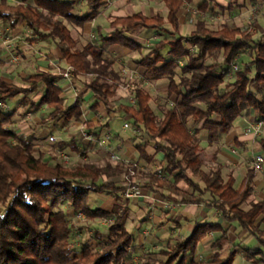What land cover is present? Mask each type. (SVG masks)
I'll use <instances>...</instances> for the list:
<instances>
[{"label":"trees","instance_id":"1","mask_svg":"<svg viewBox=\"0 0 264 264\" xmlns=\"http://www.w3.org/2000/svg\"><path fill=\"white\" fill-rule=\"evenodd\" d=\"M85 1L89 10L79 16L74 13L75 0H17L16 4L0 0V22L11 29L24 22L36 37L32 43L46 41L56 46L61 62L71 68L75 83L83 85V92L69 105L51 71H39L23 78L25 85L9 84L0 77V104L42 91L41 99L32 103L31 108L37 111L45 106L50 110L43 124L79 121L83 116L82 101L89 94L95 100L92 109L97 110L100 103L109 107L122 78L113 62L106 58L105 49L120 45L141 53L143 46L130 36L141 28L147 32L160 31L168 23L173 38L156 43L136 66L145 70L146 78L168 80L166 94L173 106H161L159 117L151 108L150 94L134 85V105H120L117 110L122 117L130 118L133 128L139 129V135L146 139L136 147L140 158H148L145 149L152 145L165 162L160 174L163 176L148 175L144 188L152 192L162 190L164 198L175 203L212 205L221 213L224 225L196 224L189 238L176 240L156 253L165 260L149 253L140 264H233L237 254L255 264H264V230L260 227L264 223V201L253 203L245 210V203L255 190L254 170H248L244 189L236 191L233 175L225 180L219 165L204 169L217 162L218 153L215 151L207 158L199 137L200 132L206 131L209 145L214 144L232 130L247 109L264 119V100L259 98L264 89V34L255 39L253 32L228 23L212 30L200 20L189 36H183L178 13L184 5L196 0H164L166 18L149 17L141 12L113 18L109 23L112 31L102 37L100 45L87 43L79 48L67 24L83 29L98 18L105 0ZM238 1L229 0L227 9L236 8ZM216 3L217 0H204L198 10L205 13ZM166 48L169 59L161 55ZM246 51L250 60L233 71L232 63H237ZM220 54L223 63L217 61ZM209 58L214 59L213 63H207ZM177 70L181 72L178 81ZM14 116L0 107V264H121L129 257L134 242L125 226L130 214L128 200L108 211L93 208L91 194L109 193L121 203V195L125 197L127 188L117 186L114 180L101 181L122 174L130 177L132 172L135 174L136 166L87 162L68 167L60 163V155L67 150L78 153L75 138L52 145L50 159L45 161L44 155L34 150V137L25 139L17 135L13 129ZM196 126L200 127L196 129ZM92 127L88 122L86 130L95 136L89 129ZM52 160L56 162L54 165ZM180 182H185L192 193L182 192L178 188ZM63 203L88 221L112 219L107 239L103 240L102 234L95 231L97 244L85 243L76 251L70 243L75 226L60 210ZM233 224L254 237L259 248L239 247L227 258L218 252L208 261H195L198 245L210 232L221 234L214 244L219 250L230 243L228 231Z\"/></svg>","mask_w":264,"mask_h":264},{"label":"rangeland","instance_id":"2","mask_svg":"<svg viewBox=\"0 0 264 264\" xmlns=\"http://www.w3.org/2000/svg\"><path fill=\"white\" fill-rule=\"evenodd\" d=\"M8 1L11 4L17 3V0ZM75 1L76 5L74 13L79 16L86 14L89 10L86 1ZM202 1L203 0H196L193 5H186L183 9L181 15V33L183 36H189L192 30H194L196 23L200 20H203L206 22L208 28L212 30L218 29L223 23L235 25L244 31L250 25H253V30H251L250 32H253L254 38L258 39L260 30L258 31L257 29L259 24L262 23L261 17L264 16V0H251L249 4L239 7L238 9L236 7L233 10H228L227 8H223V6L216 5L214 7L212 6L205 13L198 10V7L202 3ZM252 8L258 9L257 14H255L254 16H252L251 13ZM139 11L144 12L148 16L157 14L163 16L164 18L167 17V10L165 8L163 0H105L100 9V14L94 22L85 25L83 29H78L69 24H67V26L72 32V36L78 40L79 48L84 47L87 43H95L100 45L102 42V37L110 33L109 23L114 17L121 15H130L134 12L136 13ZM262 27H264V24L262 25ZM171 32V26L166 23L164 25V28L160 31H142L135 33L134 35L137 38L138 42L143 46V50L141 51V53L130 50V52H125L127 54H124V52H121L124 50H111L110 47L105 49L106 58L110 59L113 62L114 68L122 78L118 86L117 95L114 99H112L113 108L116 109L120 105L135 103L132 93L134 85H138L150 94L151 108L159 117L161 116V112L159 109L161 106L168 105L172 107V103L170 102L166 94V87L168 86V80L166 78H162L159 80L153 78L150 79L140 76V74H137L135 71L137 70L136 62L140 59V57L147 55L156 43L164 39L173 38V36L169 34ZM261 33H264V30L261 31ZM4 35L9 36L10 43L13 47V55L18 57L20 60L19 63H14L9 54L3 55L4 53L2 54V51H0V77H5L6 79L12 81V83L18 85H25L23 78L33 75L39 71H44L46 68V62L49 58L48 55H50V50L54 48L57 49L56 46L46 41H38L32 43L31 41L36 37L29 33V31L25 27H21L17 32H12V30H9V25H2L0 23V42ZM167 52L168 48L163 50L161 52V55L166 59H169L170 56H168ZM249 60V52L246 51L239 57V61L237 62V64L241 67L242 64ZM213 61V58H209L207 63L211 64L213 63ZM217 61L219 63H223L224 58L222 54L218 55ZM180 75L181 72L177 70V81ZM76 85L80 89V92L83 91V85L81 82H78ZM221 89L225 90V84L221 86ZM13 100L16 102L13 106L14 110H11V104H7L6 111H14V113H16V115L14 116V120L18 121L19 123H26L28 121L27 119H32V117H37L40 121H42L50 113V110L45 106L41 107V109L37 111H34L33 108H31L32 103L39 102V96L37 97L35 95L28 98L18 96ZM34 100L36 102H34ZM84 100V111L86 113L85 120H89V117H91V114L93 113L95 114L96 118H99L101 121L96 126L92 125L93 127L89 128L98 140L99 138L100 141L105 140V135L110 134L113 142L118 143V141L120 142L121 140V134H123L122 140L127 139L128 141L132 142L134 147L135 145H143L145 143L146 139L143 134H136L134 132V129L127 130L126 132H123L121 130L119 121L122 120V117L117 112L113 114L114 119L118 120L116 124L114 123V125L113 123H110L108 121V118L110 117L109 113H100L98 109H92L95 100L90 94L87 95ZM28 114H30L31 117L28 118ZM189 125L191 129L194 130V125L192 124V122H190ZM73 133L77 134L75 125H69L68 127H66V129H60L59 132L55 134L57 142L69 141L70 139H72ZM73 138L76 139L78 153H70L71 151L69 150L65 151V153L70 157V161L68 164H66V166H82L87 162L95 163L101 166H105L107 163H110L112 165L118 164L112 161L111 152L109 151V148H107L108 143L110 144V142H108L106 146L105 144L103 146L97 144V146L94 147L96 144H92V147L91 145H88L81 141L80 137H77V135ZM54 144L46 143L44 144L43 148L38 147L37 150H45L47 153H49L51 151L52 145ZM119 146L120 144L117 146V151L120 150ZM148 146L152 147V145ZM137 152L138 151H133V153H131L128 157L123 158L124 161H129L131 164L136 166L137 170L135 174L131 175L130 177L127 176V174H122L121 176L115 178L104 177L101 182L109 183L112 180H117L120 182V187L127 188L129 185H138L140 188V192L146 190L143 185L147 182V176L152 174H163L165 163L161 160H156L152 162V164L146 159L138 157L139 154H136ZM44 159L46 161L50 158ZM55 163L51 162V164L53 165ZM208 166L209 165H206L205 169H209ZM249 168L251 169V166H249ZM121 198L122 205L126 204V200H128L130 214L125 226L126 229L133 235L134 243H136L137 238H139V236L141 235L144 224H146L147 213L144 209L145 205H143V203L137 202L138 198L135 197L128 199L121 195ZM91 200V205L93 208H101L107 210H111L112 205L116 203L114 197L109 193L98 195L91 194ZM253 202H255L254 197L251 196L245 203V207L252 204ZM59 208L67 214L69 221L75 226V230L71 236L70 243L76 251H79L85 243H89L92 245L97 244L96 240H94L95 231H99L102 234L103 240L107 239L108 227L109 225H111L108 223L109 219H97L95 221H88L83 215L80 216V213L76 214L67 203L61 204ZM176 208L178 209L180 207L177 206ZM171 227L172 226L167 227L164 237H166V239L167 237H170L169 241L170 243H173L175 240L171 238L173 236L170 233L172 231ZM158 229H161V227ZM156 230L157 229L155 228L154 232ZM169 241L168 243L166 242V244L159 245L160 248H150L147 251L141 248H134L131 250L133 251V253L129 254V257L122 263L140 264L141 261L146 258V256H150L149 253H152V257L156 259L165 260L164 257L157 256L156 253L170 244ZM225 250L226 247L224 246V251ZM195 257L196 256H194V259Z\"/></svg>","mask_w":264,"mask_h":264},{"label":"crops","instance_id":"3","mask_svg":"<svg viewBox=\"0 0 264 264\" xmlns=\"http://www.w3.org/2000/svg\"><path fill=\"white\" fill-rule=\"evenodd\" d=\"M250 1L251 0H239L237 4L238 5L237 9L239 7L249 4ZM193 4H189V5H193ZM216 5L223 6V8H228L229 0H225V1L217 0V3L213 5V7ZM185 6L186 5H184L183 8L178 13V19L180 23V32L182 31L181 15H182V11L185 8ZM139 12L146 15L142 11H139ZM134 13L130 15H121V16H116V17L132 16ZM152 16H155V15H150L149 17H152ZM261 19H262V23L259 24L258 29H257L258 31L260 30L259 36L264 34V33H261V31L264 30V27H262V25L264 24V16H262ZM19 27L20 28L25 27L27 30H29L26 27L24 22H20L15 29H11L9 27V30H12V32H17L18 29H20ZM111 31L112 30L110 29V32ZM142 31H145V30L141 28L135 33L142 32ZM134 34L131 35L130 38L138 42ZM1 42H0V45H1ZM110 49L111 50L118 49L120 51L124 50V51H121V52H124V54H127L128 52H130V49L120 46V45H113L110 47ZM0 51H2L1 52L2 54L4 53L3 55H8L5 52V50L2 49V46H0ZM48 57H47L48 60L46 62V68L44 71H51L54 73V76L56 77L55 84L57 85V87H59L62 90V95H63V98L65 99L66 104L71 105L76 99V96H75L76 94L74 93L72 89L71 83L65 80L60 75V72L63 69H65L67 65L64 62H61V53L58 48L51 49L50 55H48ZM135 71L137 74H140V76H143L145 72V70L140 67H137V70ZM1 78L2 80H4L5 82L9 84L12 83V81H10L9 79H6L5 77H1ZM74 87L79 90V94L83 92V91L80 92V89L78 88L76 83ZM255 91H258V90L255 89ZM35 95L37 97L39 96V100H40L43 95V92L39 91L38 93L32 96H35ZM259 98L264 100V89L260 91ZM34 102L36 101L34 100ZM15 103L16 102L14 100H11L10 102H7L6 104L8 105L11 104L10 105L11 110H14L13 106L15 105ZM125 105H134V104H125ZM84 106H85V100L82 101L83 116L81 117L79 121H72V122L67 123L64 120H59L57 122H50V123L43 124V121H40L37 117H32V119H27L28 121L26 123L25 122L19 123L18 121L14 120L13 129L15 130V132L17 133L19 137H22L25 139L34 137L35 138L34 150L36 152L39 151L37 150L38 147L43 148L44 144L48 143V137H50L51 135L55 136V134H57L60 129H66V127H68L69 125H75L76 127L77 134L73 133L72 139L73 137H76V135L77 137H80L81 139V136H80L81 132L87 131L86 129H87L88 122H90L91 124L93 123L92 125L94 126H96L98 123L101 122L100 119L96 118L95 114L93 113L91 114V117H89V120H85L86 113L84 111ZM117 108L116 109L113 108L112 101H111L109 107L100 103L98 107V111L100 113L101 112L109 113L110 117L108 118V121L110 123L116 124L118 120L114 119L113 114L117 112L120 115ZM11 112L14 113V111H11ZM14 114L16 115V113ZM29 117H31L30 114H28V118ZM260 121H263L264 123V119L261 116L256 114L253 110L247 109L244 111L242 118L235 123L232 130L227 134L221 135V137L214 144L209 145L208 134H206L207 133L206 131L200 132V135H199L200 140H201V146L203 149H205V155L207 158H209L215 151H217L218 153L217 162L215 164H209L208 166L209 169H211L215 165H219L222 168V172H223V176L225 180H227L228 175L230 174L233 175L234 180H235L234 188L238 192H241L245 187L246 175H247L248 170H250L249 166H251L253 156L255 154H262L264 156V124L262 128L260 129V133L258 135H255L254 133H247L248 128L256 125ZM119 122H120L119 124H120L121 130L123 132L134 129L132 126V120L128 117H122V120H120ZM127 123L130 125L129 129L124 128V125ZM199 127L200 126H196L195 128L198 129ZM121 135H122V137H120L121 140L120 142L118 141V143L113 142L112 137L109 141L102 140V143L103 145L105 144L106 146V144L110 142V144L108 143V147H107L109 148V151L110 152L113 151L112 153L120 156L123 159L124 157H128L131 153H133V151L136 152L137 151L136 147L138 145H135L134 147L132 142L128 141L127 139L122 140L123 134ZM84 143L91 145L92 147L93 145H95L93 143H92L93 145L87 142H84ZM119 144H120L119 146L120 150L117 151V146ZM96 146L97 144L94 147ZM145 151L148 157L146 159L147 161L152 163L156 160H159V161L161 160L164 162L162 155L156 154L155 149L153 147L147 146ZM40 152L44 155V158H49V155L45 150H40ZM136 154H139V153L137 152ZM52 162L54 163L53 160ZM209 169L206 168L205 170H209ZM116 182L118 183L117 186L120 187L119 185L120 182L117 180ZM178 188L184 193H187V194L192 193V189L188 187L185 182H180L178 184ZM254 189L255 190L252 196L254 197L255 202L253 203L264 201V167H263L262 172L260 173L258 172L254 174ZM135 198H138L137 202L143 203V205H145L144 209L147 213V216H146V224H144L141 235L139 236V238H137L136 243L133 242L132 247H130L131 249H129V254L133 253V251L131 250L134 248H141L147 251L150 248L152 249H155L157 247L160 248L159 245L166 244V242L168 243L170 237H167L166 239V237L164 236H165L166 229L169 226H172L171 227L172 231L170 233L173 236L171 238H173L176 241V240L189 238L191 234L193 233L196 227V224L209 223V224L224 225L222 217H221V213L218 210H216L212 205H209L207 203L201 204V205H184L181 203H175L169 198H164V191L159 190V189H156L153 192L149 190H144L141 192L139 196ZM114 199L116 203H114L112 207L115 205L123 206L122 203L118 202V200L115 197ZM250 205L245 207V210H248L250 208ZM177 206L180 208L177 209L176 208ZM104 210H107V209H104ZM262 219L263 217H261L258 222H260ZM160 227L161 229H158ZM260 227L262 230H264V223H261ZM155 228L157 230L154 232ZM146 233L148 234L146 235ZM220 235H221L220 233L210 232L202 240V242L198 245L196 249L195 261H202V262L208 261L211 259V257L214 254L218 252L221 253L222 258H227L233 249L238 250L239 247H246V248H252V249L259 248V245L257 241L254 239V237L249 236L248 233L239 229L237 224H233L228 231L230 243L225 245L226 247L225 251H224V247L219 250L217 247L214 246L216 240L220 237ZM233 264H255V263L245 259L242 254H237L234 259ZM260 264H263V263H260Z\"/></svg>","mask_w":264,"mask_h":264},{"label":"built area","instance_id":"4","mask_svg":"<svg viewBox=\"0 0 264 264\" xmlns=\"http://www.w3.org/2000/svg\"><path fill=\"white\" fill-rule=\"evenodd\" d=\"M257 12H258L257 8H252V10H251L252 16L257 14ZM251 30H253V25H250L245 31L250 32ZM29 33H31V32L29 31ZM1 46H2V49H4L5 52L11 56V59H12V61L14 63H19L20 59L13 55V47H12V45L10 43V39H9L8 36L4 35L2 37ZM179 64L182 65V62H179ZM231 67H232L233 71H237L238 70L237 63H232ZM60 75L65 80H67V81H69L71 83L72 89H73L74 93L76 94L75 96L77 97L79 95V90L74 87L75 86V81H74V75L72 73L71 68L66 66V68L63 69L60 72ZM172 106H173V103H172ZM0 107L2 109L6 110L7 104L6 103H1ZM263 124H264L263 121L258 122L256 125L248 128L247 133H254L255 135H258L260 133V129L262 128ZM124 128L125 129H129L130 125L127 123V124L124 125ZM134 132L136 134H138V135L140 134L139 129H134ZM80 136H81V140L83 142H87V143H90V144H92V143L93 144H99L100 146H103L102 141L98 140L95 136H93L92 134L88 133L87 131H82ZM110 139H111V135L110 134L105 135V140L104 141H109ZM56 142H57L56 136L51 135L50 137H48V143L54 144ZM111 158H112V161H114L115 163H125L127 165H133L129 161H124L120 156H118V155H116V154H114L112 152H111ZM69 161H70L69 155H67L66 153H61L60 162L62 164H64V165H66V164L69 163ZM133 166H135V165H133ZM251 167H252V169L254 170L255 173L262 172L263 171V167H264V156L262 154H255L253 156V159H252V162H251ZM133 174L134 173L132 172V175ZM158 176L161 177L160 175H158ZM140 194H141V192H140V188H139L138 185H129L127 187V191L124 194V196L126 198L130 199V198L137 197ZM81 215L82 214H80V216ZM108 223L112 224L113 220L109 219ZM147 234L148 233H146V235Z\"/></svg>","mask_w":264,"mask_h":264}]
</instances>
